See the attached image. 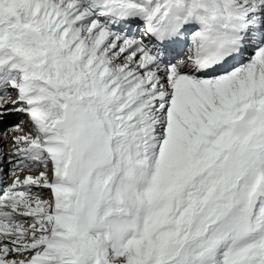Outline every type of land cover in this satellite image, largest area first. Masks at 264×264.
I'll return each instance as SVG.
<instances>
[{
  "label": "snow or ice",
  "instance_id": "snow-or-ice-1",
  "mask_svg": "<svg viewBox=\"0 0 264 264\" xmlns=\"http://www.w3.org/2000/svg\"><path fill=\"white\" fill-rule=\"evenodd\" d=\"M0 264H264V0H0Z\"/></svg>",
  "mask_w": 264,
  "mask_h": 264
}]
</instances>
